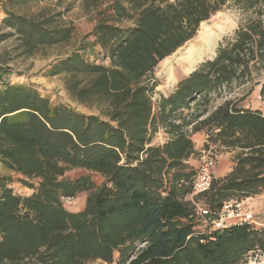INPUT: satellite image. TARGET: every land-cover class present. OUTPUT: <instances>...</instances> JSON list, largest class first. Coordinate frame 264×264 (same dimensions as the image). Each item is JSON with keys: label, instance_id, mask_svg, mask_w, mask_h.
<instances>
[{"label": "trees", "instance_id": "trees-1", "mask_svg": "<svg viewBox=\"0 0 264 264\" xmlns=\"http://www.w3.org/2000/svg\"><path fill=\"white\" fill-rule=\"evenodd\" d=\"M229 2L247 15L245 22L213 59L160 96L153 112L157 65ZM97 15L92 42L81 50L98 47L108 65L76 51L52 63L47 75L64 76L69 97L94 105L98 115L8 83L0 57V164L32 191L15 194L11 177L0 174V264H247L264 255V228L196 229L185 199L194 175L185 162L199 132L217 152L230 153L233 166L212 178L195 203L216 214L224 202L264 193V113L241 104L256 86L264 104V0H113ZM73 35V26L50 15L7 11L1 20L0 43L14 37L19 56L67 44ZM160 129L167 141L151 145ZM71 169L103 182L65 178ZM80 193L87 194L84 208L68 212L62 200Z\"/></svg>", "mask_w": 264, "mask_h": 264}, {"label": "rangeland", "instance_id": "rangeland-1", "mask_svg": "<svg viewBox=\"0 0 264 264\" xmlns=\"http://www.w3.org/2000/svg\"><path fill=\"white\" fill-rule=\"evenodd\" d=\"M13 1L14 0H0V27L1 20L5 17V12L7 11L19 13L27 17L42 14L43 16H54L60 24L73 26L74 35L67 44L49 48L31 57L18 55V52L15 51L17 42L15 41L14 37L1 42L0 57L7 60V67L9 68V76L7 79L8 83L33 86L42 95L47 96L50 101L55 104L69 107L84 115H98L99 112L97 107L94 105H82L74 102L69 97V95L64 90V76L49 77L47 72L52 63L67 57L76 51H79L90 62L108 65V62L103 61L101 55H99L101 50L98 47H95L92 50L88 48L84 54L81 48L85 47V44L92 42V38L89 35L96 24V20L98 19L97 11L99 9L105 8L113 0H98L101 4L98 10L92 9L91 7H86L84 4L85 0H34L20 5H14ZM246 17L247 15L245 13L234 7L232 3L229 2L228 5L224 6L207 22L201 24L197 37L203 28H206L207 30L223 28V34L217 39L214 50L211 53H207V55H205L201 61L195 65L194 69L200 63L213 59L219 44L223 42V39L232 38L234 31L245 22ZM129 24L130 22H127L125 25ZM195 39L187 42L182 48L173 53L167 59L173 61L174 56L177 55L189 43H192ZM163 61L160 62L161 64L159 63L157 65L152 74V78L150 79L152 82L157 84L154 90L156 106L159 102L160 96H168L175 89L176 84L179 81L185 79L190 73L189 72L186 75H182L181 73L177 72L176 75L172 73L171 75H168V73L164 71L166 67L163 69L167 61H164V63ZM259 90L260 86H256L251 91V93L244 98L241 104L245 108L259 110L264 113V104L261 102L259 97ZM191 139L195 148V154L192 156V158H190L194 162V169L197 167L200 157L203 153H209V157H211L216 163L217 157L220 155V153L216 151V146L207 143V137L204 132H199L194 138L191 136ZM166 141L167 136L160 129L153 136L151 145H162ZM206 144L209 145V149L205 148ZM0 174L11 177L12 182L10 183V187L13 189L15 194L24 196L28 194L30 195L32 193L29 188L20 182L22 179L21 176L15 173L7 172L3 169L1 164ZM82 175H88L95 186H100L103 182V178L98 174L78 169L68 170L64 177L67 179H75ZM86 195V193H80L72 200L63 202L64 208L68 212L72 213L82 211L84 208ZM244 200L247 201V203L252 207L255 223L253 225L254 228H264V193ZM196 203L202 206L200 202ZM117 258L118 254L115 253V260ZM86 264L106 263L101 261H93ZM112 264L116 263L113 262ZM247 264H264V255H256L252 257Z\"/></svg>", "mask_w": 264, "mask_h": 264}, {"label": "built area", "instance_id": "built-area-1", "mask_svg": "<svg viewBox=\"0 0 264 264\" xmlns=\"http://www.w3.org/2000/svg\"><path fill=\"white\" fill-rule=\"evenodd\" d=\"M264 22V17H263ZM153 112L157 111L155 105L156 97L151 96ZM215 161L209 157V153H203L197 167L193 170L194 175L191 180L190 193L185 197L194 207V218L196 229L221 230L233 225L249 224L254 225V214L252 207L245 200H232L224 202L216 214H212L208 209L195 203L193 198L207 192L213 178ZM73 198H64L62 202L70 201Z\"/></svg>", "mask_w": 264, "mask_h": 264}, {"label": "bare ground", "instance_id": "bare-ground-1", "mask_svg": "<svg viewBox=\"0 0 264 264\" xmlns=\"http://www.w3.org/2000/svg\"><path fill=\"white\" fill-rule=\"evenodd\" d=\"M222 34L223 28L213 30L203 28L200 31L199 36L192 43H189L186 47H184L177 55L174 56V59L172 58L174 66L173 61H170L167 58L164 59V61H167L163 68L165 69L166 67L167 70L165 69L164 71H166L168 75H171V73L176 75L177 72L182 75L188 74L194 69L195 65L200 62L205 55H207V53H211L214 50L216 41Z\"/></svg>", "mask_w": 264, "mask_h": 264}, {"label": "crops", "instance_id": "crops-1", "mask_svg": "<svg viewBox=\"0 0 264 264\" xmlns=\"http://www.w3.org/2000/svg\"><path fill=\"white\" fill-rule=\"evenodd\" d=\"M197 134L198 133L192 135V138H194ZM230 156H231V154L228 152L220 153V155L217 157V160L215 163V168L213 171V178H215V179L223 178L227 173H229L231 171L233 163L230 159ZM193 163L194 162L192 161V159H189L187 162H185L188 169H190V170H194ZM28 195H24V196H28ZM114 260H115V255H114Z\"/></svg>", "mask_w": 264, "mask_h": 264}, {"label": "water", "instance_id": "water-1", "mask_svg": "<svg viewBox=\"0 0 264 264\" xmlns=\"http://www.w3.org/2000/svg\"><path fill=\"white\" fill-rule=\"evenodd\" d=\"M195 69H196V68H195ZM195 69H194V70H195ZM194 70H193V71H194ZM193 71H192V72H193ZM192 72H191V73H192Z\"/></svg>", "mask_w": 264, "mask_h": 264}]
</instances>
